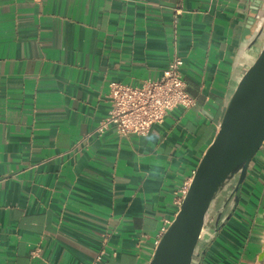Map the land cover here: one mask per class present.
<instances>
[{"label":"crops","instance_id":"crops-1","mask_svg":"<svg viewBox=\"0 0 264 264\" xmlns=\"http://www.w3.org/2000/svg\"><path fill=\"white\" fill-rule=\"evenodd\" d=\"M264 0H0V264H148L213 141ZM175 56L195 105L145 135L112 82ZM201 264H264V146Z\"/></svg>","mask_w":264,"mask_h":264},{"label":"water","instance_id":"water-1","mask_svg":"<svg viewBox=\"0 0 264 264\" xmlns=\"http://www.w3.org/2000/svg\"><path fill=\"white\" fill-rule=\"evenodd\" d=\"M254 19L255 32L236 57L237 75L217 133L148 264H201L202 245L240 201L250 163L264 144V2L255 8ZM224 191L228 197L219 205Z\"/></svg>","mask_w":264,"mask_h":264},{"label":"built area","instance_id":"built-area-1","mask_svg":"<svg viewBox=\"0 0 264 264\" xmlns=\"http://www.w3.org/2000/svg\"><path fill=\"white\" fill-rule=\"evenodd\" d=\"M183 64V59L175 56L160 78L147 80L141 85L112 82L107 94L111 104L109 115L94 132L101 133L113 124L121 136L145 135L153 124L162 122L175 107L194 106L195 98L187 91L182 74ZM187 188L183 190V195Z\"/></svg>","mask_w":264,"mask_h":264},{"label":"flooded vegetation","instance_id":"flooded-vegetation-1","mask_svg":"<svg viewBox=\"0 0 264 264\" xmlns=\"http://www.w3.org/2000/svg\"><path fill=\"white\" fill-rule=\"evenodd\" d=\"M231 188V186H229V189ZM229 192L228 191H224L223 192V196L222 198L219 200V205L228 197Z\"/></svg>","mask_w":264,"mask_h":264},{"label":"trees","instance_id":"trees-1","mask_svg":"<svg viewBox=\"0 0 264 264\" xmlns=\"http://www.w3.org/2000/svg\"><path fill=\"white\" fill-rule=\"evenodd\" d=\"M260 150H261V149H260ZM260 150H259V151H260ZM213 216H215V213H213Z\"/></svg>","mask_w":264,"mask_h":264}]
</instances>
